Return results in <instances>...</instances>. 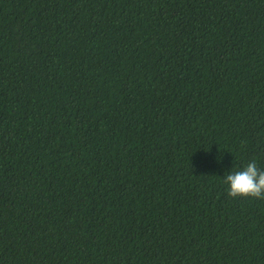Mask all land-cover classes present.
<instances>
[{
  "label": "trees",
  "instance_id": "16d2710c",
  "mask_svg": "<svg viewBox=\"0 0 264 264\" xmlns=\"http://www.w3.org/2000/svg\"><path fill=\"white\" fill-rule=\"evenodd\" d=\"M264 0H0V264H264Z\"/></svg>",
  "mask_w": 264,
  "mask_h": 264
},
{
  "label": "clouds",
  "instance_id": "9594fccd",
  "mask_svg": "<svg viewBox=\"0 0 264 264\" xmlns=\"http://www.w3.org/2000/svg\"><path fill=\"white\" fill-rule=\"evenodd\" d=\"M224 182L229 185L230 197H253L264 199V170L253 160L243 170L230 172Z\"/></svg>",
  "mask_w": 264,
  "mask_h": 264
}]
</instances>
